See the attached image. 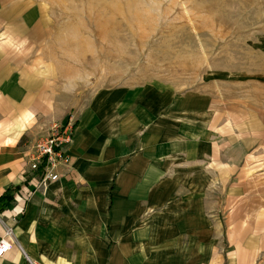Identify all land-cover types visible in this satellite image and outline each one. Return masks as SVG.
<instances>
[{
	"label": "rangeland",
	"instance_id": "obj_1",
	"mask_svg": "<svg viewBox=\"0 0 264 264\" xmlns=\"http://www.w3.org/2000/svg\"><path fill=\"white\" fill-rule=\"evenodd\" d=\"M70 116L87 156L63 179L107 168L121 235L264 261V0H0V152Z\"/></svg>",
	"mask_w": 264,
	"mask_h": 264
},
{
	"label": "crops",
	"instance_id": "obj_2",
	"mask_svg": "<svg viewBox=\"0 0 264 264\" xmlns=\"http://www.w3.org/2000/svg\"><path fill=\"white\" fill-rule=\"evenodd\" d=\"M81 135L68 153L74 160L84 162L87 147ZM23 153L18 166L12 148L0 152V196L8 195L0 199V236L12 228V246L0 257V264H264L255 261L256 245L245 242L231 245L224 258L215 259L213 245H200L196 239L188 244L156 242L154 238L151 242L150 228L143 222L137 230H121V235L118 218L128 221L136 217L134 212L123 217L107 210L113 205L107 168L87 165L89 170H74L66 179L41 184L26 166L29 153L28 160L27 153ZM74 167L71 164V170ZM94 168L102 170V174L94 173ZM86 172H91L92 177L87 178L94 190L81 198L72 190L70 184L74 181L70 182V177H86ZM143 181L141 190L131 193L142 199L141 204L153 203L155 199L148 192L150 183ZM173 231L177 234V230ZM245 234V229L238 232Z\"/></svg>",
	"mask_w": 264,
	"mask_h": 264
},
{
	"label": "built area",
	"instance_id": "obj_3",
	"mask_svg": "<svg viewBox=\"0 0 264 264\" xmlns=\"http://www.w3.org/2000/svg\"><path fill=\"white\" fill-rule=\"evenodd\" d=\"M76 130L73 116L45 137L35 139L28 147L30 172L39 177L41 184L59 180L71 171V157L68 148L72 144ZM12 228H7L0 236V257L12 246Z\"/></svg>",
	"mask_w": 264,
	"mask_h": 264
},
{
	"label": "trees",
	"instance_id": "obj_4",
	"mask_svg": "<svg viewBox=\"0 0 264 264\" xmlns=\"http://www.w3.org/2000/svg\"><path fill=\"white\" fill-rule=\"evenodd\" d=\"M7 196H8V195L5 193V194H3V195L0 196V199L3 200V199H5V198H7Z\"/></svg>",
	"mask_w": 264,
	"mask_h": 264
}]
</instances>
